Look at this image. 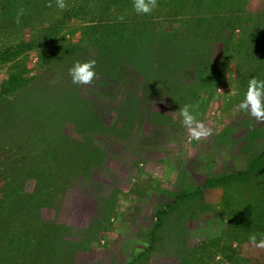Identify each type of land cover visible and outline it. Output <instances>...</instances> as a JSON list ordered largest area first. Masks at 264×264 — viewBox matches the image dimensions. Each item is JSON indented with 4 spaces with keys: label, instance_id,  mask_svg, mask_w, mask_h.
<instances>
[{
    "label": "rangeland",
    "instance_id": "rangeland-1",
    "mask_svg": "<svg viewBox=\"0 0 264 264\" xmlns=\"http://www.w3.org/2000/svg\"><path fill=\"white\" fill-rule=\"evenodd\" d=\"M133 3L0 0V41L22 43L0 62V190L30 165L28 141L98 145L50 165L32 210L11 214L36 218L34 235L0 239V264H264L250 241L264 239V120L236 107L264 79V0ZM88 60L92 82L73 84L68 69ZM185 104L208 136L191 138Z\"/></svg>",
    "mask_w": 264,
    "mask_h": 264
},
{
    "label": "trees",
    "instance_id": "trees-1",
    "mask_svg": "<svg viewBox=\"0 0 264 264\" xmlns=\"http://www.w3.org/2000/svg\"><path fill=\"white\" fill-rule=\"evenodd\" d=\"M33 32V31H32ZM1 35V34H0ZM22 43H9V42H3L0 41V62L4 59H14L17 57V55L20 53V49L22 48ZM5 88L7 87V84L3 86V92H5ZM1 91V93H3ZM17 128L16 123H13L11 125V129ZM80 136V135H79ZM80 141V140H79ZM17 143V142H16ZM30 146H24L23 150H26L28 153L32 155L30 165L26 166L25 164L21 165L22 169H16L13 168V171L10 172V176L6 177V182L4 184V187H2V190H0V239H2L4 236L6 239V244H9V247H15L16 245H20L21 242L15 235L16 231H25L26 237L27 235L33 236L35 231H32L34 224H37V219L35 218V222H26L27 220L23 219H12L11 214L14 215H23L21 212H24L27 207H29L31 210V203L35 202V198L37 195H34V191L41 190L43 188L48 189V182L52 180V173L49 170L51 169L52 164L57 165V172H61L62 168L67 167L70 168L73 166V158H76L77 151H80L81 149L87 150V151H93L98 149V145H96L95 141H90V144H87V142L83 141L81 143V146L79 144L70 143V141L63 137V138H51L50 143H48V140L42 139L40 141H35L32 146V141H28ZM18 144V149H21L22 146ZM41 145L47 146L48 149H44L47 152V154L41 153ZM85 154L89 155L92 153L83 152L81 156H84ZM260 157L253 160L251 162V165L249 166L248 172L241 175H247L252 173L255 166L257 165V162L259 163ZM52 162V163H50ZM63 163V164H62ZM78 164V163H76ZM66 169V168H65ZM81 171V170H80ZM34 189L30 193L26 190V183L27 179H30L31 177H34ZM231 178L234 177V175L229 176ZM221 179L213 180L209 179L205 183V187H211L214 185L219 184ZM35 217L37 214H34ZM23 221V223H22ZM38 229V228H37ZM37 239V238H36ZM25 244H27V238L24 239ZM20 242V243H18Z\"/></svg>",
    "mask_w": 264,
    "mask_h": 264
},
{
    "label": "clouds",
    "instance_id": "clouds-1",
    "mask_svg": "<svg viewBox=\"0 0 264 264\" xmlns=\"http://www.w3.org/2000/svg\"><path fill=\"white\" fill-rule=\"evenodd\" d=\"M51 6V5H49ZM56 7L64 10L65 0H56ZM157 7V0H134L133 8L137 14H149ZM122 19V17H121ZM17 22H19L17 18ZM94 60L85 62L76 61L69 69L71 82L77 86L90 84L96 75ZM238 94L233 90V95ZM240 110H247L250 115L257 120H264V79L251 77L247 83V89L243 94V99L236 105ZM193 106L185 104L179 114L182 117V124L187 128L192 139L199 140L210 134L209 130L202 122L197 120L193 113ZM250 241L259 248H264V239L257 241L255 235L250 237Z\"/></svg>",
    "mask_w": 264,
    "mask_h": 264
}]
</instances>
